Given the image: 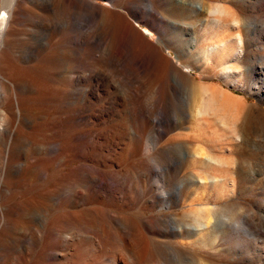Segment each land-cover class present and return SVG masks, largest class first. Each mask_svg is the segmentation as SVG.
Instances as JSON below:
<instances>
[{
    "label": "rangeland",
    "instance_id": "obj_1",
    "mask_svg": "<svg viewBox=\"0 0 264 264\" xmlns=\"http://www.w3.org/2000/svg\"><path fill=\"white\" fill-rule=\"evenodd\" d=\"M87 1L93 18L84 22L86 14L79 13V19L91 32L98 28L102 41L87 39L61 75L67 91L70 78L79 75V93L33 104L35 129H20L28 144L11 149L20 170L8 184L4 264H74L78 258L135 264V240L143 264H264V0H150L151 11L147 0ZM49 2L17 0L12 44L28 45L38 30L64 18L66 5L59 2L53 11ZM8 6L0 0L4 19ZM104 7L126 17L133 37L140 40L138 30L142 41L163 40L153 54L169 62L165 79L127 45L112 43ZM215 7L226 23H214ZM72 30L67 48L77 34ZM235 33L242 52L231 58L225 53L235 48ZM51 39L56 42L57 34ZM215 42H225L226 49L203 51ZM117 53L122 56L113 65L109 58ZM134 62L141 66L128 73L125 66ZM229 66L236 68L228 77L223 71ZM209 87L236 106L224 108V126L214 121L217 102L200 94ZM234 118L242 124L238 140L228 130ZM61 134L67 143L57 151L52 142ZM208 156L223 164L201 163ZM23 232L33 237L29 246Z\"/></svg>",
    "mask_w": 264,
    "mask_h": 264
},
{
    "label": "bare ground",
    "instance_id": "obj_2",
    "mask_svg": "<svg viewBox=\"0 0 264 264\" xmlns=\"http://www.w3.org/2000/svg\"><path fill=\"white\" fill-rule=\"evenodd\" d=\"M147 1L150 11L154 10L153 4L150 0ZM59 2L66 5L64 18L56 21L53 25L47 26V28H42L41 31L38 30L37 33L34 34V41L28 45L23 44L20 41L14 45L9 39L11 32L12 11L17 6V0H8V10L5 11L7 17L3 20V31H0V264H4L6 261V255H4L3 252L10 241L9 236L5 231V224L8 223L5 209H7L8 201H10L9 195L11 194V188H9L8 184L10 183V178H13L12 175L16 176L20 170L17 163L11 160V149L12 147L22 148L24 144H28L27 142L29 141L27 134H21L20 129L23 128L22 126L28 130L35 129L33 124L35 123L36 116L33 114L31 108L33 104L38 102H58L60 98L68 95L69 93L73 95L79 93L80 86L82 84L80 76L77 75L74 78H70L68 85L69 91H67L64 88H61V85L65 80V78H61V75L67 74L69 59L73 57L77 59L81 55L82 47L87 44V39L92 40L93 44H98L102 41L101 33L98 32V28L95 32H91L87 29V27H85L86 24L84 22H88L93 18V14L89 13L90 10L94 8V5L91 2L87 0H50L47 6L50 7L51 10L56 11ZM170 2L172 4L181 5L180 0H170ZM219 8L215 7L214 10L216 15L214 23L217 25L226 23L224 20L225 13L221 8ZM103 10L107 11L106 16L103 19V25L106 26L112 33V43H115V45L119 44L121 47L127 45L134 54L138 55L141 59H144L146 64H148L155 71L158 79H165L169 62L165 57L160 56L157 58L153 54V51H156L155 49H158L159 45L163 44V40L159 38L157 41L158 43L155 45L149 41H142L139 32H137L138 30H135L138 37H140L139 40L138 38L133 37L131 35L132 32L130 33L126 27V24H128L126 17L118 12L107 9L106 7H104ZM79 13L86 14L83 17V20H85L84 22L80 21L79 18H81L82 15ZM207 13L209 12L207 11ZM210 13L212 12L210 11ZM73 15L78 16L79 20L77 18L76 20ZM225 19H227V17ZM70 27H72L73 33L76 32V28L83 29L85 27L87 31L83 33L76 32L77 34L73 37V47L67 48L64 42L68 37L67 30ZM56 34L58 39L53 43L51 37ZM232 40V46L235 48L232 52L227 51L225 55H230L231 58H237L242 52L240 49L241 37L238 33H235ZM225 49V42H215L214 44L207 46L203 51L206 50L205 53L207 54H220ZM15 52L18 53V56L21 58V62L19 61V64H17ZM107 52L109 56L112 54L111 51ZM121 56V53H117L115 55V60H113L112 57L109 58L110 62L114 65L118 62L117 58H120ZM134 66H141V62H134L131 66H125V69L128 73L134 74ZM234 68L229 66L226 68V71L223 72L229 77V74L233 73L231 72L232 69L235 70ZM58 77L61 79H58ZM53 78L54 80L56 79V86H53L51 83ZM173 81L176 85L182 87V82L177 77H174ZM197 86L198 85L196 84L193 85V88L190 91L192 94H194L197 90ZM200 94L206 99L209 98L210 101L217 102V111H213L215 117L214 121L220 123L221 126L228 124L229 120L225 124V120L222 118V116H224V108L227 107L226 109L232 108L234 110V108H236V106H234L235 104L232 103L231 100L227 101L225 94L216 90L214 87L200 89ZM202 100L203 98L201 97L200 101ZM199 114H203V112L199 111L198 115ZM241 127L242 124L238 122V119L234 118L229 123L228 130H230L233 134L232 136H235L237 140L239 139L237 132L241 129ZM66 143V135L61 134L57 141L52 142V146L56 148L57 151H63ZM40 146L41 150H47L49 147L45 144ZM196 156H198L199 159V156L201 155ZM193 157L195 156L193 155ZM202 159L203 157L201 156V159L199 160L201 161ZM208 161L220 164V166L223 164L222 160H212L211 158L209 159V156L201 163L207 164L206 162ZM45 162H48V160L43 161V164L40 166V171H43L47 165L44 164ZM219 180L218 178L211 179L214 183ZM4 192H6L8 196L4 197ZM42 222L44 223V221ZM199 226L201 228L203 227L202 224ZM22 236L24 237L22 238V241L26 246H29L33 242V237L27 235L26 232H23ZM117 242L120 246L123 244L122 241L117 240ZM134 243L135 246L133 249L137 250V252L134 251V253H132L133 260H135V264H143L145 261V254L142 250V246L136 240ZM123 249L124 248L121 247V250ZM42 255H44V253ZM74 264L86 263L83 259L78 258Z\"/></svg>",
    "mask_w": 264,
    "mask_h": 264
},
{
    "label": "snow or ice",
    "instance_id": "obj_3",
    "mask_svg": "<svg viewBox=\"0 0 264 264\" xmlns=\"http://www.w3.org/2000/svg\"><path fill=\"white\" fill-rule=\"evenodd\" d=\"M3 19H4V14L0 13V31H3Z\"/></svg>",
    "mask_w": 264,
    "mask_h": 264
}]
</instances>
